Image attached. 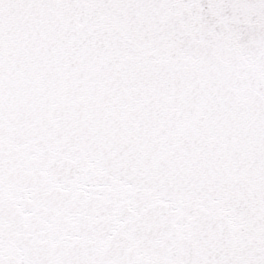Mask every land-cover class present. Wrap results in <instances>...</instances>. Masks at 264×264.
Segmentation results:
<instances>
[{
  "label": "snow or ice",
  "instance_id": "6c2138e0",
  "mask_svg": "<svg viewBox=\"0 0 264 264\" xmlns=\"http://www.w3.org/2000/svg\"><path fill=\"white\" fill-rule=\"evenodd\" d=\"M0 264H264V0H0Z\"/></svg>",
  "mask_w": 264,
  "mask_h": 264
}]
</instances>
